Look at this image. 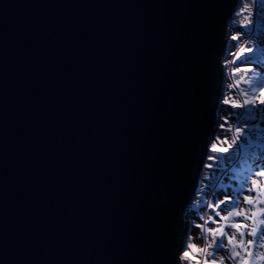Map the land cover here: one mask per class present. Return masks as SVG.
Wrapping results in <instances>:
<instances>
[{
  "label": "water",
  "instance_id": "95a60500",
  "mask_svg": "<svg viewBox=\"0 0 264 264\" xmlns=\"http://www.w3.org/2000/svg\"><path fill=\"white\" fill-rule=\"evenodd\" d=\"M241 1L0 0V264H174Z\"/></svg>",
  "mask_w": 264,
  "mask_h": 264
},
{
  "label": "rangeland",
  "instance_id": "374dc122",
  "mask_svg": "<svg viewBox=\"0 0 264 264\" xmlns=\"http://www.w3.org/2000/svg\"><path fill=\"white\" fill-rule=\"evenodd\" d=\"M245 24H247V27L244 26ZM236 37H238V39ZM242 48L251 49L252 51L242 55L240 51ZM259 52L262 53L259 54ZM227 56L228 60L226 64L228 68L226 72L224 98L219 113V128L215 133L212 143H219V140H224L225 138L231 143L233 139L236 138L235 129L239 126H244L247 129V135L253 137L258 144L254 151H248L246 135L240 138L243 142L239 143L237 147H234L237 151V159L232 163L233 167L242 157L243 159L248 158L247 160H249L247 165L249 172L242 178V186L244 189L238 192H233V190L226 185L230 177H234L233 174L230 173L231 168H227L223 171L210 168L208 171H206V169L204 170L200 184V189L203 188V192L199 190L197 198L191 204L187 213V225L183 248H186L190 243H194L201 249L212 251V249L207 248V245L213 241V237L207 229L209 227H215L216 224L210 223V221L213 220L210 205L217 199L222 198L225 193L231 194L232 198L236 197L234 201L242 198L243 195H245V189L250 186L249 183L245 182V177H251L252 170L255 168L258 159L264 160V132L261 131L258 133L253 126L258 124L264 127V106L241 109L233 108L228 103L224 102L225 100L243 101L245 98L244 94L251 96L258 88L264 86V0L241 1L238 10L230 22ZM246 68L247 70H245ZM250 111L256 112L259 121L258 119L248 120L247 116ZM222 146L227 147V144ZM232 154L234 155L235 152L233 151ZM210 155L216 156L215 161H207V164H213V167L223 162H232V155H220L218 153H212L211 151L209 156ZM258 183L261 186L259 193L249 194L256 195L257 204L259 207H264V204L259 203L264 200V179L258 180ZM236 206L241 211L248 209L249 215H251L253 211H258V208H249V206L243 202L238 203ZM232 207L233 204L229 203L228 210H231ZM195 209H199L198 212H192ZM196 214L201 216L202 219H200V221L197 220ZM255 219L258 220L259 218L255 217ZM198 225H202V227H198ZM230 234L233 233L230 232ZM246 239H251V237H246ZM253 251H255V264H264V259L260 258L264 257V239H259ZM206 254L207 252H201L197 256V259L202 261ZM219 255L225 256L226 264H239L238 258L231 257L230 249L219 251ZM208 259L211 260L212 257L209 256ZM184 264H194V262L189 261L184 262Z\"/></svg>",
  "mask_w": 264,
  "mask_h": 264
},
{
  "label": "snow or ice",
  "instance_id": "6c2138e0",
  "mask_svg": "<svg viewBox=\"0 0 264 264\" xmlns=\"http://www.w3.org/2000/svg\"><path fill=\"white\" fill-rule=\"evenodd\" d=\"M247 27V24L244 25ZM238 39V37H236ZM241 54L252 51L251 49L242 48ZM247 70V68L245 69ZM243 101L225 100L233 108H246L264 106V86L258 88L251 96L244 94ZM255 116L252 120H255ZM255 126V125H253ZM236 138L231 143L228 139L219 140V143H211L209 150L212 153L220 155L227 154L230 150L237 147L239 143L243 142L240 138L247 135V129L244 126H239L235 129ZM219 139V138H217ZM227 144V147L222 145ZM208 160L215 161L216 156H208ZM204 167L212 168L213 164H205ZM264 179V160L258 159L256 166L252 170L251 177H245V182L249 183V187L245 189V195L239 200L234 201L231 194L225 193L222 198L217 199L210 205L213 214V220L210 223H215V227H209L207 231L213 237L212 243L207 245L208 249L199 248L196 244L190 243L186 248H178L175 253L174 264H181V262L192 261L194 264H226L225 256L219 255V251L230 249L231 257L238 258L239 264H255L254 248L256 240L264 239V207H259L257 204V196L249 193H259L261 188L258 180ZM203 192V188L200 189ZM243 202L249 208L256 207L258 211H253L251 215L248 214V209L244 211L239 210L236 206L238 203ZM232 203L233 207L228 210V204ZM264 204V200L259 202ZM259 217V220L255 219ZM202 227V225H198ZM233 233V234H230ZM239 237V238H238ZM251 237V239H246ZM201 252H207L205 258L201 261L197 256ZM227 254V253H226ZM212 257L211 260L208 257ZM264 259V257H260Z\"/></svg>",
  "mask_w": 264,
  "mask_h": 264
},
{
  "label": "trees",
  "instance_id": "16d2710c",
  "mask_svg": "<svg viewBox=\"0 0 264 264\" xmlns=\"http://www.w3.org/2000/svg\"><path fill=\"white\" fill-rule=\"evenodd\" d=\"M261 53L262 52H259V54H261ZM253 116H255L256 117L255 119H258V121H259V118L256 115L255 111H250L249 112V114L247 116L248 120L252 119ZM254 129H255V131H258V133H260L261 131L264 132V127L263 126H259L258 124H256L254 126ZM247 143H248V151H250V150L254 151L256 145L258 144L253 137H250V135H247ZM233 151L235 152L234 155L232 154ZM236 154H237V151L235 149L230 150L228 152V154H225V155H227V156H231L232 155L231 156L232 157L231 158L232 162L231 161H230V163H224L223 162L222 164L220 163L216 167L210 168V169L217 170V171H223V170H226L227 168H231L230 173L233 174L234 177H230L229 182H226L227 183L226 185L229 188H231L233 190V192H238V191L244 189V187L242 186V184H243L242 178L245 176V174H247L249 172V168L247 166L248 162H249V160H247L248 158L247 159H243V157H242V159L240 161H238L237 164L234 167L232 166V163L237 159ZM244 156H246V155H244ZM205 169H206V171L209 170V168H207V167H205ZM226 185H225V187H226ZM235 199H236V197H233V200H235ZM198 210L199 209H195L192 212H198ZM196 215H197V220L200 221V219H202L201 216H199L198 214H196ZM258 241H259V238L256 240V243ZM253 258H255V251H254V257ZM257 261H258V259H257Z\"/></svg>",
  "mask_w": 264,
  "mask_h": 264
},
{
  "label": "built area",
  "instance_id": "2783aa9c",
  "mask_svg": "<svg viewBox=\"0 0 264 264\" xmlns=\"http://www.w3.org/2000/svg\"><path fill=\"white\" fill-rule=\"evenodd\" d=\"M227 60H228V57H227ZM227 60H226V61H227ZM225 65H226V72H227L228 65H227L226 63H225Z\"/></svg>",
  "mask_w": 264,
  "mask_h": 264
}]
</instances>
